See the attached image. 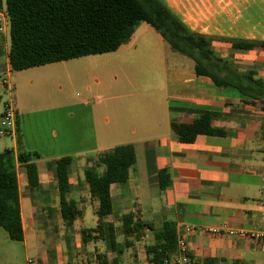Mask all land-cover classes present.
<instances>
[{
  "label": "crops",
  "instance_id": "0c3cea01",
  "mask_svg": "<svg viewBox=\"0 0 264 264\" xmlns=\"http://www.w3.org/2000/svg\"><path fill=\"white\" fill-rule=\"evenodd\" d=\"M164 2L192 31L209 39L215 56L237 72H251L264 81V46L240 49L229 41H264V0ZM0 18L5 21L0 31L1 114L4 102L12 99L13 70L4 12ZM149 26L140 23L115 51L133 46ZM170 55L180 63L164 64L161 106L155 103L145 112L136 109L127 113L114 108L108 110L111 116L101 114L105 138L88 156L72 158L70 196L79 213L71 226H66L60 215L56 188L54 162L64 154L44 157L37 142L50 150L58 147L59 134L65 136V116L70 122L80 119L61 109L48 121L38 111L14 102L17 135L0 136V152L10 149L14 155L19 151L38 154L33 159L38 177L35 189L29 187L24 168L16 164L24 233L19 264L27 259L36 264H79L95 257L108 264H136L147 259L145 247L154 242L153 232L165 221L175 225L176 237L185 239L191 264H264V241L250 235L264 231V92L253 97L216 85L210 77L196 74L192 60L166 47L165 58ZM96 111L102 113L103 109L87 113ZM204 113L210 114L211 133L181 141L178 131L191 133L193 121ZM79 134L76 128L73 137ZM120 145L131 146L135 155L128 180L110 184L112 212L101 217L102 233L91 232L84 239L82 231L98 222V202L90 196L85 172L94 166L100 152ZM161 170L167 179L163 186ZM127 212L133 213V220L153 227L145 228L138 240L130 237L129 245L121 229L122 215ZM110 232L120 253L110 248Z\"/></svg>",
  "mask_w": 264,
  "mask_h": 264
},
{
  "label": "trees",
  "instance_id": "16d2710c",
  "mask_svg": "<svg viewBox=\"0 0 264 264\" xmlns=\"http://www.w3.org/2000/svg\"><path fill=\"white\" fill-rule=\"evenodd\" d=\"M0 12L6 17L8 59L12 70L115 51L130 39L140 23L146 22L173 52L193 61L196 74L210 77L216 85L230 86L253 97L264 92V81L254 78L251 72H237L227 61L215 56L209 39L192 31L164 0H0ZM229 41L240 49L264 46V41ZM199 133H211L210 114L204 113L195 119L191 133L178 131V137L188 141L191 135ZM34 158H38L36 152L19 151L16 155L10 149L0 152V227L14 241L24 238L16 164L24 168L29 187L35 189L38 177ZM134 160L131 146H115L100 152L94 166L86 170L84 182L88 184L91 198L98 202V222L94 228L82 231L84 239L85 234L102 233L101 217L112 212L109 186L128 180ZM71 162L72 157L68 155L54 162L59 212L66 226H71L79 213L70 196ZM159 177L160 185H165V170L159 172ZM145 228L153 230L150 223L133 220L131 212L122 215L121 229L126 245L131 243L130 237L138 240ZM153 235L154 242L145 247L147 259L161 264L176 251L175 225L165 221ZM109 237L110 248L120 253L112 232Z\"/></svg>",
  "mask_w": 264,
  "mask_h": 264
},
{
  "label": "rangeland",
  "instance_id": "374dc122",
  "mask_svg": "<svg viewBox=\"0 0 264 264\" xmlns=\"http://www.w3.org/2000/svg\"><path fill=\"white\" fill-rule=\"evenodd\" d=\"M165 46L169 48L149 26L128 49L13 70L10 83L13 103L17 106H29L48 121L56 118L61 109L65 114L75 113L80 119L70 122L65 116V136L60 138L59 134L58 147L50 150L41 147L38 141L39 153L44 157L64 154L73 159L88 156L105 138L101 114L110 115L108 110L114 108L127 113L136 109L145 112L155 103L161 106L164 64L171 67L180 63L174 55L165 58ZM97 108H102V113L98 110L95 114L87 113ZM76 128L80 134L74 138ZM22 252V242L11 240L0 227V264H19Z\"/></svg>",
  "mask_w": 264,
  "mask_h": 264
},
{
  "label": "built area",
  "instance_id": "2783aa9c",
  "mask_svg": "<svg viewBox=\"0 0 264 264\" xmlns=\"http://www.w3.org/2000/svg\"><path fill=\"white\" fill-rule=\"evenodd\" d=\"M5 21L0 18V31H3ZM17 135V118L16 109L14 107L13 100L10 98L4 102L2 112L0 114V136L2 137H16ZM187 230H189L187 228ZM215 231V230H214ZM251 237L264 241V231L252 232ZM25 264H36L32 259H27ZM79 264H104L101 259L95 257L91 261H85ZM108 264V263H106ZM111 264V263H110ZM127 264V263H126ZM136 264H153L148 259L139 261ZM161 264H191V258L189 256L185 239L180 236L176 237V252L170 258H166Z\"/></svg>",
  "mask_w": 264,
  "mask_h": 264
}]
</instances>
